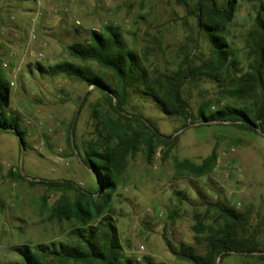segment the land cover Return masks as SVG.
Listing matches in <instances>:
<instances>
[{
	"label": "rangeland",
	"instance_id": "rangeland-1",
	"mask_svg": "<svg viewBox=\"0 0 264 264\" xmlns=\"http://www.w3.org/2000/svg\"><path fill=\"white\" fill-rule=\"evenodd\" d=\"M257 12L254 2H240L233 21L225 27L238 62V77L250 71L255 58L252 36ZM107 26L119 29L154 85L163 76L185 72L188 65L201 66L211 58L195 18L177 0H0V99L3 85H8L9 105L3 112L9 123L16 120L26 142L24 148L17 136L0 134V264L17 263L20 246L72 242V232L79 227L53 212L59 200L73 201L76 192L31 181H70L95 193L97 177L82 164L79 154L85 158L91 144L100 152L111 146L114 141H105L111 126L141 128L136 121L120 120L106 97L83 81L49 76L38 69L69 62L112 82L110 71L95 62L76 60L66 49L88 40L91 31L104 34ZM182 96L194 115L201 106L213 112L231 102L224 85L206 77L185 81ZM125 111L178 141L170 148L158 147L151 158L141 144L126 159L107 211L117 226L124 254L135 262L150 257L158 264H191L177 259L165 239L175 249L183 243L204 254L205 235L196 241L193 227L205 215L206 225L216 224V212L209 204L217 202L247 217L248 232L264 251V135L231 124L186 123L181 116L164 114L141 92H130ZM213 153L216 165L204 177L176 168V161L200 165ZM258 256L233 253L220 264H264Z\"/></svg>",
	"mask_w": 264,
	"mask_h": 264
},
{
	"label": "trees",
	"instance_id": "trees-1",
	"mask_svg": "<svg viewBox=\"0 0 264 264\" xmlns=\"http://www.w3.org/2000/svg\"><path fill=\"white\" fill-rule=\"evenodd\" d=\"M186 6L188 13L196 20L199 34L205 37L210 46L211 58L201 66L188 65L187 70H178L172 76H163L155 85L150 79L148 70L142 64L140 57L129 50L118 28L107 26L105 33L91 31L89 39L69 45L66 49L69 55L81 62H95L112 74V82L92 74L85 68L73 63L63 62L47 70L38 69L49 76L63 75L83 81L93 90L100 91L107 99L110 108L118 118L127 123L136 121L141 128L133 130L127 127L109 129L106 142L114 143L104 151L91 144L85 158L79 154L82 164L94 173L98 180L95 193H87L70 181H31L32 185H41L48 189L71 190L76 192L73 201L62 198L53 207L57 218L74 220L79 227L73 230L72 242L52 245H40L36 248L20 246L17 253L20 260L15 264H158L150 257H144L142 262H135L124 254L117 226L110 216L109 209L115 192L119 187L120 177L125 169L126 159L144 144L151 158L155 149L160 146L170 148L178 141L174 135L166 137L159 133L150 122L136 120L125 111L130 92H141L150 98L164 114L178 115L189 121H202V127L210 124H231L238 130L264 134V0H177ZM240 2H254L258 6L252 36V52L255 56L250 64V71L238 77V64L233 48L228 44L225 27L229 25L238 10ZM206 77L223 84L230 94L231 102L224 104L215 111L208 112L206 106H201L198 115H194L189 103L182 96V86L185 81ZM0 99V134L18 135L23 141L25 133L20 130L16 120L9 123L3 109L8 108L10 90L3 85ZM87 93L81 102L77 114L88 99ZM207 110V111H206ZM74 118L71 136L74 135ZM74 144V141H73ZM75 151L79 150L75 147ZM217 156L213 153L202 164L184 160L176 161V168L194 177L208 175L216 165ZM20 178H23L19 175ZM216 212V224L206 225V215L199 216L193 227L198 241L205 235L207 249L204 254L196 248L180 244L173 248L165 239L170 252L179 260L191 264H217L219 257L238 253L246 256L260 254L264 251L258 248L256 241L248 232V219L222 202L209 204Z\"/></svg>",
	"mask_w": 264,
	"mask_h": 264
},
{
	"label": "built area",
	"instance_id": "built-area-1",
	"mask_svg": "<svg viewBox=\"0 0 264 264\" xmlns=\"http://www.w3.org/2000/svg\"><path fill=\"white\" fill-rule=\"evenodd\" d=\"M54 12V10H48V14H52ZM37 18H38V16L33 20V22H35L36 20H37ZM32 34H33V40L36 38V30L34 29L33 31H32Z\"/></svg>",
	"mask_w": 264,
	"mask_h": 264
},
{
	"label": "water",
	"instance_id": "water-1",
	"mask_svg": "<svg viewBox=\"0 0 264 264\" xmlns=\"http://www.w3.org/2000/svg\"><path fill=\"white\" fill-rule=\"evenodd\" d=\"M259 133L263 134L261 131H259ZM263 135H264V134H263ZM17 137H18V135H17ZM18 140H19V143L21 144V146L24 147V146H23V141H22V139H21L20 137H18ZM220 260H221V256L219 257L217 264H220V263H219Z\"/></svg>",
	"mask_w": 264,
	"mask_h": 264
}]
</instances>
